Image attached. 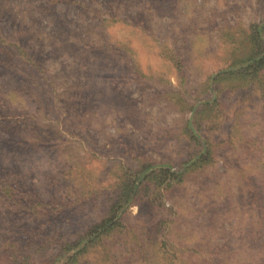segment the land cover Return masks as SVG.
Returning a JSON list of instances; mask_svg holds the SVG:
<instances>
[{"label":"rangeland","instance_id":"1","mask_svg":"<svg viewBox=\"0 0 264 264\" xmlns=\"http://www.w3.org/2000/svg\"><path fill=\"white\" fill-rule=\"evenodd\" d=\"M128 179L77 264H264V0H0V264H63Z\"/></svg>","mask_w":264,"mask_h":264},{"label":"trees","instance_id":"2","mask_svg":"<svg viewBox=\"0 0 264 264\" xmlns=\"http://www.w3.org/2000/svg\"><path fill=\"white\" fill-rule=\"evenodd\" d=\"M251 38L254 39L255 47L253 50V53L248 56L246 59L247 62L253 61L255 59V54L258 52L259 48H262L263 43L261 39V30L259 28V25H256L253 27ZM23 56H26L27 59H33V56L31 53L24 49L23 51L19 52ZM236 71L225 73V76H231L235 75ZM258 74V68L255 66L251 71L248 73H241L244 78H247L249 75L255 76ZM140 187V182L137 180H125L123 183V189L124 194L120 197V199L115 202L112 207L110 208L109 215L107 217H104L100 222L94 224L88 231L85 233L84 236H82V240L76 242V243H69L68 248L71 249H77L76 251L70 253L66 257V261L63 264H77L81 258V256L88 251V249L91 246L98 245L102 238L109 234L112 230L118 229L117 227L121 224V219H119V207L117 208V205L119 206L124 205L126 206L131 201H133V196L135 192ZM42 264H55V260L53 261H45Z\"/></svg>","mask_w":264,"mask_h":264}]
</instances>
